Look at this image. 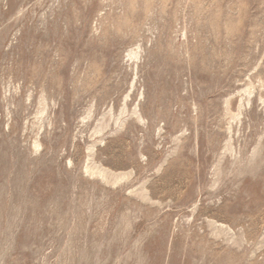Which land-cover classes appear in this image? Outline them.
I'll use <instances>...</instances> for the list:
<instances>
[{
	"label": "rangeland",
	"instance_id": "obj_1",
	"mask_svg": "<svg viewBox=\"0 0 264 264\" xmlns=\"http://www.w3.org/2000/svg\"><path fill=\"white\" fill-rule=\"evenodd\" d=\"M0 264H264V0H0Z\"/></svg>",
	"mask_w": 264,
	"mask_h": 264
},
{
	"label": "bare ground",
	"instance_id": "obj_2",
	"mask_svg": "<svg viewBox=\"0 0 264 264\" xmlns=\"http://www.w3.org/2000/svg\"><path fill=\"white\" fill-rule=\"evenodd\" d=\"M131 56H137L136 53H132ZM247 92V91H246ZM250 92V91H249ZM248 94V93H247ZM90 169V171L93 173V174H96V175H99L101 177H103L104 179L106 180H113V179H118L120 178L121 176H118V174L116 175V173L112 172V171H108V170H104V169H101L99 167H96L95 164L93 165H90L88 167ZM222 230H226L227 228L224 227V225H221L220 226Z\"/></svg>",
	"mask_w": 264,
	"mask_h": 264
}]
</instances>
